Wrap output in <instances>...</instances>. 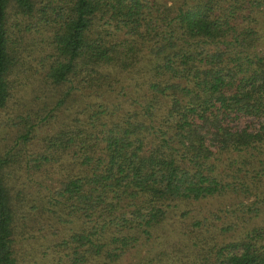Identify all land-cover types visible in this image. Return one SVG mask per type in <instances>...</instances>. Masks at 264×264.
I'll return each mask as SVG.
<instances>
[{"label": "trees", "instance_id": "16d2710c", "mask_svg": "<svg viewBox=\"0 0 264 264\" xmlns=\"http://www.w3.org/2000/svg\"><path fill=\"white\" fill-rule=\"evenodd\" d=\"M260 13L264 0H0V125H17L0 147V264H25L14 243L38 213L77 221L45 246L50 264H264V225L227 235L233 220L191 205L230 189L264 204ZM22 167L56 186L27 196ZM178 211L183 231L166 230Z\"/></svg>", "mask_w": 264, "mask_h": 264}, {"label": "rangeland", "instance_id": "374dc122", "mask_svg": "<svg viewBox=\"0 0 264 264\" xmlns=\"http://www.w3.org/2000/svg\"><path fill=\"white\" fill-rule=\"evenodd\" d=\"M259 18L264 24V13H260ZM262 47L263 44H259L257 46L258 49ZM252 118L253 117L245 118L244 122ZM252 121L256 126L258 125V122L256 120ZM15 127H17V125H0V134L4 137V139L0 140V147L2 146V143H5V135H8V137H13L16 134ZM33 142L35 144H38L36 140H34ZM50 169L51 171L53 170L52 167ZM250 173L252 174V172ZM29 176L30 175L26 170H24L23 167L17 169L16 173L13 175V186L15 188L19 187L25 189L24 191L28 192L27 196L30 195V192L35 189V186L37 185H49V187L56 186L55 180L49 178L46 179V177H44L43 175H39L36 181H32ZM38 180L41 181L40 184ZM41 188L44 189L43 187ZM259 189L264 191V180L259 186ZM43 191H45V189ZM253 200V195H249V197H246L240 191H233L231 189L224 190L219 194L214 195L213 197L193 201V203L191 204L194 207L192 213L199 216L203 214L211 215L212 211L216 214V216L220 215L222 217L233 220L236 225L233 226L234 230H228L227 235H230L233 232L237 233L242 231L244 227L246 228L247 226H249L247 224L250 221L255 222V224L260 226L264 225V204H262L261 202H254ZM245 204L248 207L250 206L252 209H244ZM232 207L236 208L235 214H230L225 210L232 209ZM255 207H257L258 210L255 209ZM177 215H179V211L176 214L175 212L171 213L170 217L164 221L166 230L172 227L176 231H183V224L177 220ZM253 215L256 216L252 217ZM38 216L40 218L39 224L32 228L30 231L27 230L28 232L25 233L26 235L24 237L17 235V239L14 243V247L18 248L19 253L22 254L23 252L25 254V264H50L51 255L42 258V253L45 249V246L48 245L49 241L65 236L72 228L76 227L77 225L76 220L68 222L64 221L61 223L59 222V220L54 219V217H50L45 214L38 213ZM247 217H250L248 222L244 220ZM38 226L40 227V229H37ZM167 239H169V237H167ZM164 241L165 240L158 238L157 235L148 238L145 240L146 244L144 243L142 247L137 248V250L134 251L131 256L129 255L128 258L130 257L131 262H137V258L143 255L144 252L149 249L155 248V246H157L160 242ZM21 261L22 263H24V260H22V256Z\"/></svg>", "mask_w": 264, "mask_h": 264}]
</instances>
